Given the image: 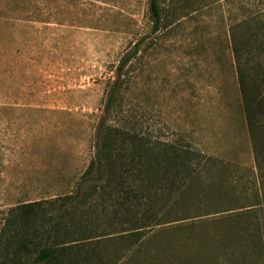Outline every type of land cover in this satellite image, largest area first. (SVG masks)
I'll list each match as a JSON object with an SVG mask.
<instances>
[{"label":"rangeland","instance_id":"rangeland-1","mask_svg":"<svg viewBox=\"0 0 264 264\" xmlns=\"http://www.w3.org/2000/svg\"><path fill=\"white\" fill-rule=\"evenodd\" d=\"M149 4L0 0V264H44L51 227L50 264H264V0H162L157 35ZM144 37L123 110L155 150L78 190Z\"/></svg>","mask_w":264,"mask_h":264},{"label":"trees","instance_id":"trees-1","mask_svg":"<svg viewBox=\"0 0 264 264\" xmlns=\"http://www.w3.org/2000/svg\"><path fill=\"white\" fill-rule=\"evenodd\" d=\"M149 11L153 25L151 34H160L162 31L163 21L162 0H150ZM147 40L148 37H144L136 42L133 48L122 57L119 65L116 67V76L110 84L104 110L96 129L95 157L92 160L88 171L82 177L81 183L78 186V190H80L81 186L87 182L93 181L101 184L111 183L113 175L115 174L113 167L116 162V151L126 150L125 147L128 149L132 148V153L134 156L133 160L143 161V157L141 155L148 157V155L151 154V151L155 150L154 145L149 144V142L143 137L142 133L138 131L137 128L130 127L131 117L124 114L123 110V103L125 102L126 93H128L129 86L131 85L129 78L131 66L139 58L143 48H145ZM256 67H258V70L262 69V65L260 63ZM238 71L240 74V83L243 89L245 86V80L241 73V69ZM112 122H119L123 127L120 128L118 126H111ZM126 127H128L130 130ZM117 133L123 135V137H121L123 139H121ZM118 137L122 141L120 146L114 145L115 140ZM169 146L170 150L176 148L175 146ZM180 152L181 151L175 149L173 152H171V155H167V157L170 156L168 158L169 166L174 168H178L180 166ZM182 152H184V150H182ZM158 158L159 156L157 154L155 160ZM146 164L149 163L146 161L145 165ZM123 173L127 174V172L124 171ZM122 182H124V180H122ZM63 206H65V204L60 205V207ZM49 222L52 223L53 220L51 219ZM258 226H261V229L264 231V220L260 222ZM53 232L54 229L51 227L50 231H48L45 236L43 245L39 248L38 256L34 260L35 263H52L53 252L49 246V243L52 240ZM29 242V239L25 242H21V248L27 250L29 248Z\"/></svg>","mask_w":264,"mask_h":264}]
</instances>
